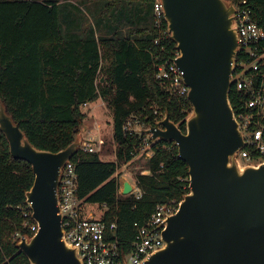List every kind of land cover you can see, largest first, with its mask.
Segmentation results:
<instances>
[{
    "label": "trees",
    "instance_id": "trees-1",
    "mask_svg": "<svg viewBox=\"0 0 264 264\" xmlns=\"http://www.w3.org/2000/svg\"><path fill=\"white\" fill-rule=\"evenodd\" d=\"M78 1L97 3L94 24L102 23L106 34L96 35L72 0H0V98L30 142L53 152L73 141L86 117L83 103L107 101L117 160L123 163L132 158L138 145L135 135L123 131V122L150 100L157 101L185 130L191 103L186 98L184 103L169 98L154 78V63L168 56L153 39L160 35L172 47L176 43L153 26L154 0ZM62 5L69 9L67 28L59 19ZM245 6L264 29V0H246ZM70 11L82 16L79 23L67 20ZM125 22L128 28H124ZM75 27L78 32L73 31ZM229 97L235 110L231 92ZM71 159L78 174V198L102 207L100 217L107 224L116 221L122 252L130 248L134 224H144L156 203L181 200L189 190L187 164L171 142L157 141L152 156L140 166L139 172L147 168L151 174L136 176L142 192L138 198L119 193L114 161L79 149ZM33 179L30 163L9 153L0 132V264H30L13 235L24 232L17 207L24 205Z\"/></svg>",
    "mask_w": 264,
    "mask_h": 264
},
{
    "label": "water",
    "instance_id": "water-1",
    "mask_svg": "<svg viewBox=\"0 0 264 264\" xmlns=\"http://www.w3.org/2000/svg\"><path fill=\"white\" fill-rule=\"evenodd\" d=\"M179 56L191 111L185 130L165 117L143 132L175 143L187 164L189 190L162 225L164 245L141 264H264V162L241 164L244 144L230 102L239 50L233 0H159ZM0 132L9 153L30 163L34 179L25 193L38 230L16 242L30 264H82L61 240L57 213L61 171L78 151L80 128L58 151L35 147L0 98ZM129 181L121 193L130 192Z\"/></svg>",
    "mask_w": 264,
    "mask_h": 264
},
{
    "label": "built area",
    "instance_id": "built-area-1",
    "mask_svg": "<svg viewBox=\"0 0 264 264\" xmlns=\"http://www.w3.org/2000/svg\"><path fill=\"white\" fill-rule=\"evenodd\" d=\"M236 8V30L239 50L234 62V70L231 75L230 92L234 104V115L242 132L244 144L237 152V158L241 164H258L264 162V29L253 19L251 10L245 6L246 0H233ZM153 26L165 39L170 37L162 3L154 0L151 7ZM155 46H160V51L168 57L161 63H154V78L156 83L169 96L182 103L187 99L189 91L184 83L183 72L175 64L179 56L176 44L172 47L170 41H163L161 36L153 39ZM153 55V51H150ZM189 101V100H188ZM190 102V101H189ZM90 102L83 103L88 108ZM166 115L165 109L155 100L136 112H132L123 122L122 129L128 135L137 137L133 156L129 161L119 163L116 156V146L112 152L117 164L114 177L119 175L120 167L131 163L135 158L143 156L146 159L153 154V146L159 141L152 139L144 129L153 127L156 122ZM177 125V124H176ZM99 129L100 125H95ZM79 145L83 152H100L103 140L99 133L93 134V127L86 129ZM113 139V137H112ZM173 143V142H172ZM175 145V143H173ZM176 146V145H175ZM138 173L150 175L149 169L144 168L135 172L129 181L131 190L137 198L141 196V190L137 185ZM125 180V179H124ZM189 181V179H188ZM123 183V180H122ZM189 187V185H188ZM78 174L75 162L70 159L61 171V177L57 187L59 197L58 214L61 217V225L64 230L61 240L75 248L82 264H141L145 259L164 245L161 236L162 223L173 215L179 207L180 200L168 199L156 203L154 210L148 216L144 224L135 223L136 231L129 242V250L122 252L121 244L117 239V223L115 220L107 224L101 217H95L90 212H85L83 202L77 196ZM120 188L119 182V192ZM122 194V193H121ZM20 210L24 232H15L13 237L16 242L31 236L38 230V224L32 218V210L28 203L17 207ZM84 212V214H83Z\"/></svg>",
    "mask_w": 264,
    "mask_h": 264
},
{
    "label": "rangeland",
    "instance_id": "rangeland-1",
    "mask_svg": "<svg viewBox=\"0 0 264 264\" xmlns=\"http://www.w3.org/2000/svg\"><path fill=\"white\" fill-rule=\"evenodd\" d=\"M74 4H77V9L81 11L83 14L86 15L87 20H88V25L92 24L93 27L96 30V35H104L106 34V31L104 30L102 23L96 25L94 24L93 20V14L98 8V5L96 2H79L78 0H72ZM64 10H69L68 7L62 5L61 9L59 11V19L62 22V25L64 28H67V22L65 20V15H64ZM81 17L79 14L76 12H69V15L66 16L67 20L73 19L74 22L77 24L79 23V20H81ZM77 26V25H75ZM128 24L125 22L124 23V28H128ZM105 27V26H104ZM74 32H78L76 27L73 29ZM101 102L100 100H97L96 102L90 103L88 108H85L81 106V109L85 111L86 117L84 118L83 122L80 125V132H81V140L83 138V135L85 134V130L93 127V134L96 135V132L99 133V138L103 140V145L102 148L99 152V156L101 159L106 160V161H113L115 156H113L114 152H112L115 148V143L113 142L112 139V131H111V125L109 122V118L111 117L110 113V105L107 101H104V103L100 104V107H98L97 111L95 110V115L91 113V108H93L96 103ZM95 104V105H94ZM94 105V106H93ZM92 106V107H91ZM100 125L99 129H95V125ZM145 162V158L143 156H140L138 158H135L131 163L127 164L125 168L123 166L120 167L119 175H121V178H119L120 182V188L122 187V180L124 179H129L132 181V178L134 176L135 172H138L140 166ZM121 193V190L120 192ZM83 207L85 208V211L92 213L95 217H100L103 208L99 207L97 205H89V204H83Z\"/></svg>",
    "mask_w": 264,
    "mask_h": 264
},
{
    "label": "crops",
    "instance_id": "crops-1",
    "mask_svg": "<svg viewBox=\"0 0 264 264\" xmlns=\"http://www.w3.org/2000/svg\"><path fill=\"white\" fill-rule=\"evenodd\" d=\"M67 12H68V10H67V11L64 10V12H63L64 15H67ZM69 31H71V27H70V30H69ZM100 101H101V102H99V103L97 102L96 105L94 104L95 106L93 105L94 107L91 108V113H92L93 115H95V110L97 111L98 107H100V104H101V103H104L103 100L100 99ZM95 102H96V101H95ZM91 107H92V106H91ZM109 122H110V125H111V117L109 118Z\"/></svg>",
    "mask_w": 264,
    "mask_h": 264
}]
</instances>
